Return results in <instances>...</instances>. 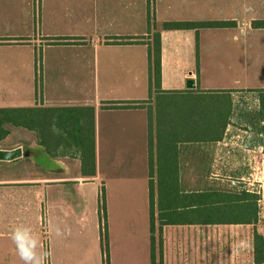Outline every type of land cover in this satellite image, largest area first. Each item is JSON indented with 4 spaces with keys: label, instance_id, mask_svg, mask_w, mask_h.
Instances as JSON below:
<instances>
[{
    "label": "crops",
    "instance_id": "obj_1",
    "mask_svg": "<svg viewBox=\"0 0 264 264\" xmlns=\"http://www.w3.org/2000/svg\"><path fill=\"white\" fill-rule=\"evenodd\" d=\"M149 12L158 28L163 22H233L160 30L163 92L152 157L148 105L105 107L148 100L147 45L127 38L148 36ZM253 21H264V0H0V108L53 110L43 130H12L27 133V142L0 146L37 151L0 160V238H11L21 224L34 233L45 226L42 233L56 239L59 250L70 235H140L151 264L153 234L156 264H253L258 212L257 221L246 223L213 211L215 191L253 193L233 181L215 183L243 179L253 139L229 136L230 124L221 137L198 135L196 113L190 108L182 116L176 104L212 92L264 89V27ZM188 79L193 88L186 87ZM91 115L93 174L83 168L77 145ZM57 225L65 231L61 237L51 230Z\"/></svg>",
    "mask_w": 264,
    "mask_h": 264
},
{
    "label": "trees",
    "instance_id": "obj_2",
    "mask_svg": "<svg viewBox=\"0 0 264 264\" xmlns=\"http://www.w3.org/2000/svg\"><path fill=\"white\" fill-rule=\"evenodd\" d=\"M153 16L148 14V36L147 37H129L128 42H143L147 45L148 50V90L149 97L145 101H109L106 102L105 107H142L144 104L148 106L149 112V149L152 157L153 152V128L157 127L158 115L160 113L159 94L161 91V35L160 30L173 29H198L201 27H223L233 24L231 21H204V22H163L158 28L152 21ZM253 25L264 27V21H253ZM62 40V41H60ZM68 39H55L54 42H63ZM124 41V40H123ZM121 41V42H123ZM113 42L119 43L117 38H113ZM37 67V96L41 93V53L37 52L35 57ZM249 92H262L264 89H251ZM221 96V100L211 101L208 96ZM208 96H199L192 98L189 101L176 102L178 110H181L180 115H185L191 108L192 113L198 116V124L196 134L198 135H212L215 138L221 137L227 124L230 123V118L233 117V110L231 108V101L229 99L230 91L212 92ZM197 98V99H196ZM227 99V100H225ZM229 102V103H228ZM93 111V108H88ZM52 108H38V107H16V108H0V146L3 145L1 141L6 138L13 129H45L46 125L50 124L52 120ZM93 113V112H92ZM258 124L254 128L247 129L253 140L252 146L258 144V138L262 137L264 148V106L257 114ZM48 123V124H47ZM252 124V123H251ZM83 125V126H82ZM80 130L81 134L78 139V146L81 151L82 166L90 167L92 174L94 173V139L93 129L94 120L93 115L85 119ZM251 135V136H252ZM255 142L257 144H255ZM11 146V145H10ZM264 152V149H263ZM232 182V181H230ZM153 183V181H151ZM216 183V181H215ZM215 207L213 209L215 214L222 213L226 221L244 220L246 223L257 221V196L254 193L247 191H215ZM103 205V204H102ZM151 233H154V207L151 203ZM156 240L151 234V264H156V257L154 248ZM106 249V248H105ZM107 250V249H106ZM253 264H264V235L254 231L253 234Z\"/></svg>",
    "mask_w": 264,
    "mask_h": 264
},
{
    "label": "rangeland",
    "instance_id": "obj_3",
    "mask_svg": "<svg viewBox=\"0 0 264 264\" xmlns=\"http://www.w3.org/2000/svg\"><path fill=\"white\" fill-rule=\"evenodd\" d=\"M239 54L240 57L244 55L242 50L239 51ZM260 76V82L264 84V71L260 73ZM207 98L211 101L222 99V97L218 95H211ZM229 99L233 107L231 108L233 110V117L230 118L228 135L238 136V139L251 136L252 134H250L247 129L250 127L254 128L258 124L257 114L263 109L264 94L262 92H235L229 95ZM247 126L249 128H247ZM26 134L27 133H25L24 136L19 132H11L6 142L2 144L13 145L17 140L27 142L29 138ZM251 137H253V135ZM255 144L257 143L255 142ZM263 149V143L260 144V146L258 144L255 146V152L251 154L252 158L250 163L246 162L244 166L245 175L242 180L238 178L235 179V177H218L220 180L216 182L230 183V181H233L240 189H249L255 193L258 207L256 228L264 235ZM24 173H26V171H24ZM43 231H45V226H38V232H35V234L39 236L44 250L50 253L46 264H147V249L140 235H133L129 238H109L104 231L101 235L99 232L97 234H95V232H87L85 235H80L77 238L70 235L68 240L64 239L65 244H67L66 247L59 250L56 247L57 240L42 233ZM11 244L13 245L10 246ZM0 245L5 246L4 248L0 247V264H5L7 261L6 264H23V261L17 253L16 247H13L15 243L11 238L1 237Z\"/></svg>",
    "mask_w": 264,
    "mask_h": 264
},
{
    "label": "clouds",
    "instance_id": "obj_4",
    "mask_svg": "<svg viewBox=\"0 0 264 264\" xmlns=\"http://www.w3.org/2000/svg\"><path fill=\"white\" fill-rule=\"evenodd\" d=\"M57 237L65 234L58 225L51 229ZM17 253L23 264H46L50 253L44 250L38 235L25 225H17L11 234Z\"/></svg>",
    "mask_w": 264,
    "mask_h": 264
},
{
    "label": "water",
    "instance_id": "obj_5",
    "mask_svg": "<svg viewBox=\"0 0 264 264\" xmlns=\"http://www.w3.org/2000/svg\"><path fill=\"white\" fill-rule=\"evenodd\" d=\"M195 86L193 79H188L186 82L187 88H193ZM262 144V142H261ZM31 152H37L35 150H31L27 145L23 147H16L14 149H0V160L2 161H11L22 156H28ZM42 153L38 152L35 154L36 157L41 156Z\"/></svg>",
    "mask_w": 264,
    "mask_h": 264
}]
</instances>
